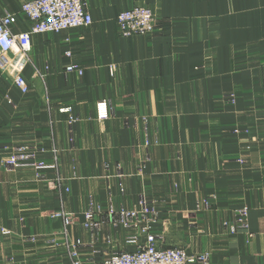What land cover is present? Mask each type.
<instances>
[{"label": "crops", "instance_id": "1", "mask_svg": "<svg viewBox=\"0 0 264 264\" xmlns=\"http://www.w3.org/2000/svg\"><path fill=\"white\" fill-rule=\"evenodd\" d=\"M24 1L0 0L1 13H18L16 33L30 27ZM136 5L153 11L154 33L124 37L118 15ZM86 7L90 26L33 35L25 61L0 58V264H70L78 241L99 263L147 223L159 246L208 253L202 264H264V0ZM22 145L55 167L11 168ZM141 195L152 212L117 224L118 211H142Z\"/></svg>", "mask_w": 264, "mask_h": 264}, {"label": "built area", "instance_id": "2", "mask_svg": "<svg viewBox=\"0 0 264 264\" xmlns=\"http://www.w3.org/2000/svg\"><path fill=\"white\" fill-rule=\"evenodd\" d=\"M20 12L30 21V27L19 33L12 29V26L17 23L18 13L0 12V58H7L9 53H13L20 61H25L31 50L33 35L57 34L88 27L93 23V18L86 7V0H25L21 4ZM117 24L120 34L124 37L148 35L154 33L155 16L149 7L136 5L121 11L117 18ZM72 55L70 49L64 53L66 58H71ZM75 68L73 64L66 66L68 72ZM78 72L83 74L81 68H78ZM14 82L22 93L25 94L29 91L28 82L21 73V68L18 73H15ZM101 109L102 107L99 105V116L101 118L108 116L107 113L102 114ZM65 111L71 112V108H66ZM69 122L73 124L75 118L71 117ZM7 163L13 169L30 167L40 170L55 167L54 164L36 158L25 145L18 146ZM119 185L122 188L121 182ZM139 201L142 211L126 209L118 211L117 224L121 223L126 228L138 226L140 215H146L150 211L149 203L144 195L140 196ZM206 204L208 205L207 201ZM55 215L63 217L66 225L71 223L69 214L61 211ZM246 215V209L238 211V222L243 226ZM84 226L90 230L99 227L95 218V211L90 210L86 213ZM231 231L235 232V228L233 227ZM142 237L143 241L141 240ZM126 242L129 245L128 250L113 252L99 263H90L83 259L78 248L80 242H75L68 253L70 264H202L209 260V255L205 253L193 254L181 247L159 246L157 236L150 231L148 224L140 226L139 234L129 236Z\"/></svg>", "mask_w": 264, "mask_h": 264}, {"label": "rangeland", "instance_id": "3", "mask_svg": "<svg viewBox=\"0 0 264 264\" xmlns=\"http://www.w3.org/2000/svg\"><path fill=\"white\" fill-rule=\"evenodd\" d=\"M237 97H236V95H235V93H229L228 95H226L225 96V101L227 102V103H229L230 105H235V103L237 102ZM150 208V211H149V213H151L152 212V207H149ZM245 209V208H244ZM247 210V209H246ZM56 214V213H55ZM68 214V213H67ZM148 214V213H147ZM146 214V215H147ZM69 216H70V218H71V215L69 214ZM245 219H246V217H245ZM147 220H152V218L150 217V218H148ZM85 221V220H84ZM148 224V223H147ZM228 223H226V228H228L229 227V225H227ZM234 226H230L229 228H230V231L232 230V228H233ZM235 228V227H234ZM150 231H151V229H150ZM152 232V231H151ZM126 244H127V242H126ZM181 248H183V247H181ZM184 249H186V248H184ZM119 251H121V250H119ZM191 253V252H190ZM193 254H195V253H193ZM199 254H201V253H199ZM205 254H208V253H205ZM209 255V254H208Z\"/></svg>", "mask_w": 264, "mask_h": 264}, {"label": "snow or ice", "instance_id": "4", "mask_svg": "<svg viewBox=\"0 0 264 264\" xmlns=\"http://www.w3.org/2000/svg\"><path fill=\"white\" fill-rule=\"evenodd\" d=\"M101 107H103V105H101Z\"/></svg>", "mask_w": 264, "mask_h": 264}]
</instances>
